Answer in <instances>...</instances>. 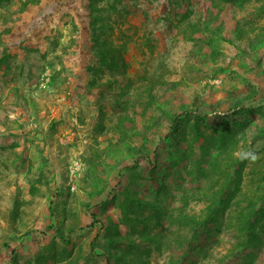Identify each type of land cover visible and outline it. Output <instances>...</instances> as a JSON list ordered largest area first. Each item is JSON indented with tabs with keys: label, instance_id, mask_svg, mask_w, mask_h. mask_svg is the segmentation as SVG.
I'll list each match as a JSON object with an SVG mask.
<instances>
[{
	"label": "rangeland",
	"instance_id": "obj_1",
	"mask_svg": "<svg viewBox=\"0 0 264 264\" xmlns=\"http://www.w3.org/2000/svg\"><path fill=\"white\" fill-rule=\"evenodd\" d=\"M263 36L264 0H0V264H106L104 235L94 253L90 244L109 219L115 248L142 255L138 264H234L238 233L225 228L210 243L162 232L161 251L143 258V229L161 231L143 203L125 219L121 190L151 202L174 181L177 144L162 139L173 113L203 110L216 134L234 101L259 102ZM260 105L251 132L264 128ZM248 149L260 158L244 188L262 177L264 138L234 153ZM183 183L199 215L204 202ZM182 196L173 191L171 206Z\"/></svg>",
	"mask_w": 264,
	"mask_h": 264
},
{
	"label": "trees",
	"instance_id": "obj_2",
	"mask_svg": "<svg viewBox=\"0 0 264 264\" xmlns=\"http://www.w3.org/2000/svg\"><path fill=\"white\" fill-rule=\"evenodd\" d=\"M147 42L154 44L150 38ZM105 53L109 55L111 51ZM262 103H264V95L260 97L256 105L253 104L254 106L246 107L242 101H234L229 112L216 115L215 118L219 120L221 126L216 131L214 130L216 134L205 132L204 126L208 124L210 115L202 112L203 110L197 111L186 107L182 112L171 115L168 134L162 139L177 144V148L173 151L175 160L170 165L174 169L172 170L175 176L174 181L172 183L160 182L151 202L140 201L136 189L121 190L126 198L121 206L125 219L131 221L130 214L134 211L129 209V205L135 202V206H139L143 203L151 212L148 220H152L161 231L159 234H154L149 227L143 229L142 239L149 244L143 258L148 256L153 248L161 251L162 245L166 243L162 232L174 236L180 228L192 230V239L203 233L207 243H210L212 235L225 228L226 231L232 230L238 233V243L233 248L236 249L234 264H264V257H260L264 254V162L258 171L262 174L258 184L244 188L242 179L248 161L242 162L234 153V149L241 142L245 144V148H253L255 139L264 138V128L252 132L250 128V121H252L250 117L258 112ZM138 152H140L139 159L145 157L142 149ZM182 165L183 168H180ZM137 167V164L133 166V173L137 172L135 171ZM229 168L233 172H229ZM149 170L154 173L152 168ZM178 176L180 181L177 179ZM183 182L194 185L193 194L198 193L200 195L198 198L204 202L205 207L199 215L188 209V193H186ZM137 185L139 188L140 185ZM173 191L183 193L182 206H171L174 198ZM52 211L54 214V208ZM96 217H94L92 227L101 223ZM137 221H139L137 225L146 223L138 218ZM60 229H63V224ZM179 233L182 234V232ZM102 235L107 242L99 257L106 258V264H113V262L138 264L140 262L142 255L137 254L136 251H117L115 247H119L118 239L121 238L110 219L92 240L91 253L96 250ZM207 243L202 245L201 255H206Z\"/></svg>",
	"mask_w": 264,
	"mask_h": 264
},
{
	"label": "clouds",
	"instance_id": "obj_3",
	"mask_svg": "<svg viewBox=\"0 0 264 264\" xmlns=\"http://www.w3.org/2000/svg\"><path fill=\"white\" fill-rule=\"evenodd\" d=\"M236 155H237V158L240 159L242 162L248 161V162L254 163L260 158L257 152L252 149L242 150L236 153Z\"/></svg>",
	"mask_w": 264,
	"mask_h": 264
}]
</instances>
